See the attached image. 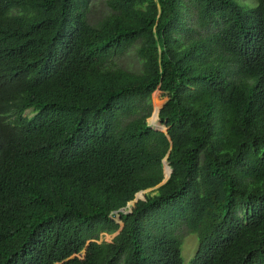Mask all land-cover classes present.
Masks as SVG:
<instances>
[{
  "label": "trees",
  "instance_id": "1",
  "mask_svg": "<svg viewBox=\"0 0 264 264\" xmlns=\"http://www.w3.org/2000/svg\"><path fill=\"white\" fill-rule=\"evenodd\" d=\"M89 1L0 0V264H264V0Z\"/></svg>",
  "mask_w": 264,
  "mask_h": 264
},
{
  "label": "rangeland",
  "instance_id": "2",
  "mask_svg": "<svg viewBox=\"0 0 264 264\" xmlns=\"http://www.w3.org/2000/svg\"><path fill=\"white\" fill-rule=\"evenodd\" d=\"M240 4L246 8L248 6H252L255 4V0H238ZM87 10V17L90 21H95L98 18L102 17L104 14H106L109 9L106 6L105 0H90ZM114 65H120L123 66L129 70L137 71L141 67V63L139 58L137 57L134 47H131L128 51H126L123 55L119 57H115L113 61ZM158 98L162 100V104L166 100V96L163 95L159 90H156ZM152 105H153V94H152ZM34 109L31 107L30 109H27L24 114L25 115H31L34 111ZM147 122L150 126L153 127L149 117L147 119ZM152 188V187H151ZM150 188V189H151ZM112 234L110 233H101L99 240H111ZM198 245V239L195 233L191 232H185L183 235V241L181 244V257L183 264H189L190 259L194 255L196 248Z\"/></svg>",
  "mask_w": 264,
  "mask_h": 264
},
{
  "label": "water",
  "instance_id": "3",
  "mask_svg": "<svg viewBox=\"0 0 264 264\" xmlns=\"http://www.w3.org/2000/svg\"><path fill=\"white\" fill-rule=\"evenodd\" d=\"M157 129H161V130H163V131H166V127H165V129H162V128H157ZM165 163H166V162H164V166H165ZM169 168H170V167H169ZM170 170H171V169H169V172H168L167 175H166V173H165V171H164L165 176H164L163 180L160 182V184L163 183V182L166 180V178L169 176V174H170ZM155 187H156V186H155ZM147 190H150V188L145 189V190H142V191H139V192H141V194H138L139 192H137L136 195H135V197H134V199H133L132 201H129V202L126 204V206H125L124 208H129V209H130V205H131L134 201H136L137 198H143V197H144L143 193H144L145 191H147ZM115 219H116V220L120 223V225L122 226V221L120 220L119 214H117V216L115 217ZM119 230H120V227H119V229H118L117 231H115V232L112 234V237H113L115 234H117Z\"/></svg>",
  "mask_w": 264,
  "mask_h": 264
}]
</instances>
